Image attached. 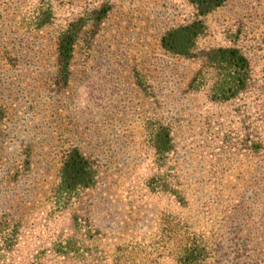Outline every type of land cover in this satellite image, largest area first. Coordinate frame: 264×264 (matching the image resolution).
Masks as SVG:
<instances>
[{
    "label": "rangeland",
    "instance_id": "rangeland-1",
    "mask_svg": "<svg viewBox=\"0 0 264 264\" xmlns=\"http://www.w3.org/2000/svg\"><path fill=\"white\" fill-rule=\"evenodd\" d=\"M104 3L60 89L59 31ZM195 17L187 0H0V210L25 221L12 264H176L178 228L214 242L204 264H264V0H226L203 17L198 49L237 46L251 63L247 89L226 102L193 91L201 59L160 47L163 32ZM154 121L173 137L161 165L147 142ZM21 143L31 164L16 175ZM71 146L99 175L57 211L46 195ZM69 237L82 255L57 250Z\"/></svg>",
    "mask_w": 264,
    "mask_h": 264
},
{
    "label": "trees",
    "instance_id": "trees-1",
    "mask_svg": "<svg viewBox=\"0 0 264 264\" xmlns=\"http://www.w3.org/2000/svg\"><path fill=\"white\" fill-rule=\"evenodd\" d=\"M196 12V17L191 21L175 25L167 29L160 36V47L166 52L186 58H198L202 66L193 77V91L201 88L206 89L209 99L216 102H226L236 98L244 92L251 80V63L247 55L237 46H216L206 50L198 49V38L206 31L203 17L224 4L226 0H187ZM110 11V5H103L92 11L70 20L59 31L55 46V80L54 83L61 89L65 87L70 79L72 59L77 45L83 34L88 29L95 30ZM44 15H37L35 22L42 26L48 22ZM208 70V71H207ZM0 106V116L2 114ZM147 142L155 155L156 163L162 164L167 161L173 150V137L167 124L160 121L152 122ZM21 148L22 165L14 174L22 175L24 171L30 170L31 150L26 144ZM264 149V141L261 138L255 143ZM10 170L7 175H10ZM21 172V173H20ZM98 164L90 156L84 154L78 146H71L60 157L56 169L55 180L49 188L47 198L51 200L53 209L62 211L77 200L83 190L93 187L98 179ZM168 182L161 186L168 187ZM163 190L164 188H160ZM173 190V189H172ZM172 194L175 199L183 200L184 193L181 189H174ZM8 202V201H6ZM7 206L8 203H6ZM51 206V208H52ZM19 207V206H18ZM21 208V207H20ZM19 212V213H18ZM24 214L20 211L0 210V264H12V253L18 244L25 228ZM177 233L174 258L176 264H204L210 258L214 242L206 236L200 235L189 228L175 229ZM166 235V234H165ZM170 236L167 234V239ZM237 238V239H236ZM71 238L65 240V244L59 245L57 250L63 256L70 254L82 255V248H70ZM232 245L243 244L244 239L239 236L232 237ZM31 264H40L31 262Z\"/></svg>",
    "mask_w": 264,
    "mask_h": 264
}]
</instances>
